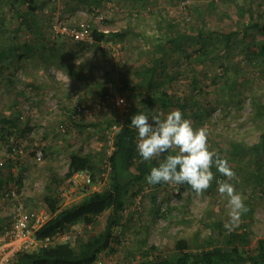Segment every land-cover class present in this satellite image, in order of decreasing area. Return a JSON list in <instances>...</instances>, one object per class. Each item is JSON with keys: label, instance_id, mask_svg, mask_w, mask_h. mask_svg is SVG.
I'll use <instances>...</instances> for the list:
<instances>
[{"label": "rangeland", "instance_id": "rangeland-1", "mask_svg": "<svg viewBox=\"0 0 264 264\" xmlns=\"http://www.w3.org/2000/svg\"><path fill=\"white\" fill-rule=\"evenodd\" d=\"M209 1L212 10L206 5ZM12 4V0H0V44L12 39L23 44L31 37L33 41L32 47L25 45L18 51L20 59L8 51L7 63L0 64V115L20 116L9 139L0 136V161L13 158L12 170L23 183L20 187L14 182L17 196L13 200L4 201L5 190L0 191V220L9 222L21 203L31 210H47L43 199L47 186H54V179L67 172L69 152L84 142H88L87 151L105 147L104 130L125 118L127 105L140 90L141 76L136 72L149 63L154 43L173 21L175 27L168 31L175 39H165L159 67L165 88L187 100L184 117L194 128H207L210 149L226 156L236 172L237 179L231 183L246 197L249 208L236 229L247 232L244 235L250 241L243 247L256 249L264 238V154L258 156L254 147L248 151L246 145L254 146L264 132V33L248 36L245 29L256 20L264 21V0H190L188 5L183 0H38L33 18L29 17L32 32L18 24L25 16V5ZM84 20L91 21L93 28L123 30L127 35L124 40L96 44L71 40L55 30L60 22L75 25ZM203 29L205 33H199ZM231 30L237 33L227 47ZM218 50L220 54L211 57ZM106 77L109 94L126 97L123 109L110 98L103 100ZM236 81L238 88L233 89ZM77 105L85 108L77 115L79 123L72 121L61 130L60 123ZM168 113L154 108L151 117L158 114L163 120ZM11 143L21 150L13 154ZM41 146L44 158L36 160L35 150ZM213 172L217 180L226 179L215 168ZM181 187H157L145 179L117 231L123 233L115 243L117 250L103 252V264L127 263L128 251L145 235L148 245L158 246L163 254H173L176 242L184 237L191 240L193 249L221 244V236L209 238L214 229L218 231L214 225L219 221L224 225L228 219L227 199L218 193V185L212 183L199 197L191 187ZM90 191L76 188L63 204L79 202Z\"/></svg>", "mask_w": 264, "mask_h": 264}, {"label": "trees", "instance_id": "trees-1", "mask_svg": "<svg viewBox=\"0 0 264 264\" xmlns=\"http://www.w3.org/2000/svg\"><path fill=\"white\" fill-rule=\"evenodd\" d=\"M73 1L78 3L82 0ZM12 2V6H15L14 4L16 3L25 5V16L22 17L18 24L20 28L24 27L23 29L27 28L32 32L34 29L33 21L29 17L33 18L32 15L37 10L36 4L38 0H12ZM206 5L209 10L213 9L211 1L207 2ZM172 22H168L166 31L161 34L163 38L159 37L154 43L149 63L142 64L141 68L136 72L140 73L141 76L137 81L140 90L134 93V102L127 105L126 116L114 135V150L110 156L112 170L108 178V184L104 185L105 187L102 189L90 191L79 202L72 201L68 204H63L64 197L59 190L60 184L64 181L63 179L76 171L89 170L95 175L101 169L106 147L102 146L103 149L101 150L90 148L87 151L84 145L88 142H84V144H80L79 148L69 152L68 170L65 175L59 179H54L56 180L53 182L54 186L52 184L47 186L43 199L50 216L46 222L36 229L35 235L40 238L46 237L60 230L68 229L72 224L79 222L86 224L82 235L77 238L75 243L71 241L59 242L48 247L23 250L9 264H94L100 259L103 252L117 250L115 243L121 241L123 234L117 233V231L120 226H123L122 219H124L125 211L132 197L143 189V182L147 175L150 174L151 168L158 166L157 161H144L138 154L136 150L137 131L130 125L131 118L137 113L146 114L151 118L154 108L163 113H168L171 112L172 108L176 107L182 113H185L189 106L187 100L175 97L169 93L165 88L164 79L159 71L160 62H162V52L166 48L165 39L168 38L170 42L175 39L170 36L168 31L175 27ZM204 30H199V33H205ZM257 32L264 33V21L256 20L245 29V33L248 36ZM236 33L233 30L228 31L227 47L233 42V37ZM126 35L127 33L123 30L102 31L96 27L93 28V42L96 44L124 40ZM32 41L33 37L30 38V42ZM30 42L24 41L22 44L16 43L15 39H12L10 43L5 41L3 45L0 44V64H2V67L7 63L8 51L19 58L20 53L18 51L25 45L32 47ZM261 48L264 54V40L261 43ZM29 51H33L32 48ZM219 54L220 51L218 50L211 57L216 58ZM108 83L109 79L107 77L104 78L105 88L102 92V98L105 101L109 99ZM234 83L233 89L238 88L236 86L238 81ZM230 101L232 103V100ZM257 108L260 111L261 108L259 106ZM84 109V105H77L74 113L69 116L70 118L66 119L69 121L68 124L72 121L79 123L76 122L77 115L82 113ZM197 111L198 113H196ZM193 113L199 116L198 108L193 107ZM18 120H20V116H10L4 113L0 115V136L3 139L8 140V135L14 133ZM63 123L61 122L60 124ZM111 125H108L109 128ZM104 131L106 132V130ZM6 136L7 138H5ZM102 138L107 140L106 136H102ZM253 147L256 149L258 156L264 154V132L254 146L246 145L248 151L253 149ZM9 149L11 150V145ZM14 165V160L10 157L5 162L3 161L0 166V191L9 190L15 185L16 188L17 184H14V182H17L22 187V177H17L12 170ZM163 184H156L155 186L158 187ZM136 186L137 188H135ZM216 186L217 183L214 181L213 187ZM187 187L191 186L184 184L181 190ZM155 199L156 197L154 196ZM101 216L102 218L100 219ZM7 224L9 223L4 222L3 219L0 220V232ZM88 225L92 226L91 229H86ZM214 227H217L218 231L214 229V234H210L209 238L213 241L214 237L218 238L221 236V244L193 249L191 240L184 237L176 242V249L173 254H163L158 246L154 244L148 245V238L145 235L136 248L128 251V262L125 264H264V238L259 240L256 249H248L243 247L247 241H250L246 240L247 238L244 235L247 232L240 233L237 229L228 232L220 221ZM85 232L88 233L87 237L82 239Z\"/></svg>", "mask_w": 264, "mask_h": 264}, {"label": "clouds", "instance_id": "clouds-1", "mask_svg": "<svg viewBox=\"0 0 264 264\" xmlns=\"http://www.w3.org/2000/svg\"><path fill=\"white\" fill-rule=\"evenodd\" d=\"M130 125L137 131L138 154L144 161L158 162L146 177L149 184H188L199 197L216 181L218 193L227 199L225 229L231 232L239 226L242 216L249 211L246 197L231 183L237 176L228 158L210 149L207 128H194L179 109L169 112L163 120L158 114L150 118L137 113ZM213 168L226 179L217 180Z\"/></svg>", "mask_w": 264, "mask_h": 264}, {"label": "built area", "instance_id": "built-area-1", "mask_svg": "<svg viewBox=\"0 0 264 264\" xmlns=\"http://www.w3.org/2000/svg\"><path fill=\"white\" fill-rule=\"evenodd\" d=\"M184 4L190 3V0H183ZM104 16H100L102 19ZM57 33L67 36L76 41H89L93 42V25L91 21L84 20L75 25L67 22H60L55 26ZM108 31V29H104ZM108 98L113 100V103L120 108H124L126 104V97L122 94L112 95L108 94ZM123 100V103L119 101ZM69 121L65 120L63 124H60L61 130H65ZM121 124L114 122L106 131L107 140L105 141V151L101 169L93 175L89 170L76 171L72 175L66 177L60 184L59 190L64 200L69 197L70 192L76 188H90L91 191L101 189L102 185L108 180L112 164L110 156L114 150V135L120 128ZM11 152L17 153L21 149L18 145L10 144ZM102 145V144H101ZM12 154V155H13ZM45 155L44 147H38L35 150L36 160H42ZM3 161H0L2 165ZM101 187V188H100ZM17 196L16 188H10L3 192V200H13ZM50 214L47 210H31L25 207L23 203L19 204L14 213L0 232V264H9L12 260L23 250H34L38 247H48L59 242L71 241L76 242L77 238L83 233L86 226L84 223H74L68 229L60 230L54 234L46 237H37L35 235L36 229L47 221ZM94 264H103L102 260H98Z\"/></svg>", "mask_w": 264, "mask_h": 264}]
</instances>
